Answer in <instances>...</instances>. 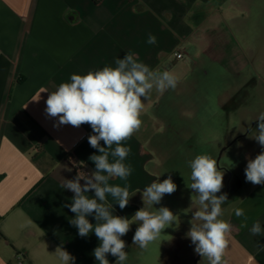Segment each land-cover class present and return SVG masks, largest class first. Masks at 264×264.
<instances>
[{
    "label": "crops",
    "instance_id": "1",
    "mask_svg": "<svg viewBox=\"0 0 264 264\" xmlns=\"http://www.w3.org/2000/svg\"><path fill=\"white\" fill-rule=\"evenodd\" d=\"M235 17L234 0H0V264H19L18 256L21 264H60L58 247L72 254L75 264H98L92 253L99 241L94 233L78 235L70 223L75 214L65 207L74 194L63 187L64 179L79 173L77 168L95 170L89 157L99 152L88 142L92 129L88 124L58 125L45 112L50 92L70 82L72 74L115 67L117 58L132 52L138 62L177 78L175 89L160 93L154 87L148 100L141 98L142 127L124 142L131 149L124 163L133 172L127 181L109 180L129 186L124 209L107 197L114 215L131 219L144 207L146 186L158 177L161 182L175 177L170 167L180 160V144L194 150L193 158L209 155L216 161L231 146L244 145L264 112V84L255 75L242 74L251 65L256 68L260 51L252 58L230 55L229 24ZM150 34L156 43H147ZM218 63L225 64L234 82L212 101L208 92L202 93V82L214 80L206 67ZM162 104L164 113H159ZM185 111L209 114L196 122L197 129L210 130L204 147L193 144L194 133L187 132L189 138L167 134L170 124L190 129L174 122L173 114ZM222 207L226 215L221 219L232 225L223 259L227 264H264V185L244 178L236 197ZM236 208L244 209L247 227H240L243 218L235 215ZM88 219L96 223L94 216ZM256 221L259 235L250 231ZM137 227L133 223L122 237L127 253L137 247L132 241ZM107 258L115 264V257Z\"/></svg>",
    "mask_w": 264,
    "mask_h": 264
},
{
    "label": "clouds",
    "instance_id": "2",
    "mask_svg": "<svg viewBox=\"0 0 264 264\" xmlns=\"http://www.w3.org/2000/svg\"><path fill=\"white\" fill-rule=\"evenodd\" d=\"M147 43H156V37L150 34ZM176 86L177 78L172 72L153 70L138 62L134 53L128 52L122 59L115 60V67L104 66L83 75L72 74L70 82L61 83L45 101L46 114L56 118L58 125L79 128L88 124L92 129L88 142L99 152L89 157L95 170L91 174L80 172L73 179H64L63 187L74 194L72 202L65 205L75 214L70 223L78 229L80 237L94 233L99 241L92 253L98 264H109V254L116 258L115 264H127V245L122 237L131 230L133 223L138 227L132 241L141 250H146L162 230L176 224L177 215L168 207H153L160 204L166 194L176 191L177 186L170 175L162 182L158 177L142 190L144 207L131 219L114 215L113 205L106 203L109 195L120 209L129 203V186L111 185L109 180L127 181L133 172L131 165L124 163L131 151L124 142L142 127L140 116L145 103L141 98L148 100L154 87L163 93ZM256 121L255 133L249 138L258 142L262 151L254 159L247 158L244 172L246 182L264 185V112ZM101 141L105 146H101ZM109 157L113 158L111 162ZM187 163L191 170V184L187 187L197 194L195 201L192 196V203L197 202L199 207L193 213L186 236L195 246L194 252L206 258L208 264H227L223 257L229 246L227 237L232 225L221 219L227 194L217 195L223 188L224 173L218 170L217 161L209 155H197ZM89 192L94 195H87ZM235 215L243 218L240 227L248 226L244 209L236 208ZM89 216H94L95 224L89 221ZM250 231L253 235L261 234L260 222H254ZM55 255L60 264H75L76 258L63 247H58Z\"/></svg>",
    "mask_w": 264,
    "mask_h": 264
},
{
    "label": "rangeland",
    "instance_id": "3",
    "mask_svg": "<svg viewBox=\"0 0 264 264\" xmlns=\"http://www.w3.org/2000/svg\"><path fill=\"white\" fill-rule=\"evenodd\" d=\"M224 7H226V5ZM234 12L236 13V17L233 21H230L229 25L231 28L228 33L232 46L230 55L233 56V58L236 57V59L239 57L252 58L254 56L253 52L260 51V55L254 60L256 68L251 65L246 70H243L242 74L255 75L260 84H264V0H234ZM248 47L257 49L251 48L252 50H250ZM250 51H252V53ZM261 61L263 62L262 66L258 65ZM206 71H208L209 74L211 73V75L215 77L214 80L217 81H210V79L206 78V80L202 82V93L208 92V96H210L213 101L215 100L216 93L219 94L221 90L225 89L234 81L230 76L231 73H226L228 71L223 63L206 67ZM262 88L260 106L264 104V87ZM253 105L254 103L251 107H253ZM163 109L164 104L161 105L159 113L163 112ZM163 113L162 115H165ZM208 115V113L196 114L192 111L173 114L176 118L174 122H179L187 127L190 126V129L187 130L185 128V130H179L174 128L175 125L173 126V124H170L173 128H170L167 134L174 137L179 133L189 138L191 137L189 135L194 133L192 139L193 144L200 142V146L204 147L205 134H209L210 130L208 127L197 129L196 126L198 124L196 122L198 116L203 118L208 117ZM187 132L191 133L188 134ZM254 133L255 128L251 129L247 138L244 139V145L240 148L238 147L240 150L235 145L227 149L220 159L219 166H217L218 170L224 173L223 188L218 195L227 192L228 188L231 190L227 197L228 200L236 197L237 191L245 178L244 170L247 165V158L254 159L255 156L262 151L258 142L249 138L250 135ZM234 138H236V134ZM172 146L173 145H171V147ZM177 147H179V154L181 155L180 160L175 163V167H170V169L174 171L175 177H173L172 180L176 184L177 189L173 194H166L163 197L162 205H153L156 209L162 206L168 207L177 215L176 224L162 230L161 235L155 241L151 242L146 250H141L138 247L132 249V251L129 250L127 264H193L197 256L194 252L195 246L191 243L190 238L186 236L191 227L190 221L193 218V213L199 207L197 202L192 203V196L195 201L197 194L193 193L192 190L187 187L191 184V170L187 162L194 159V150H191L190 146L186 144H180V146ZM226 171L229 173V178ZM233 174H235V176L232 179ZM227 180L228 184L226 182ZM198 264H208V262L206 258L201 257Z\"/></svg>",
    "mask_w": 264,
    "mask_h": 264
},
{
    "label": "built area",
    "instance_id": "4",
    "mask_svg": "<svg viewBox=\"0 0 264 264\" xmlns=\"http://www.w3.org/2000/svg\"><path fill=\"white\" fill-rule=\"evenodd\" d=\"M177 58L178 59H181L182 58V54H177ZM77 172H79V173L81 172V174H83V173H85V174H91L90 170L87 169V168H77ZM17 262L19 264H21V262H22V256H18L17 257Z\"/></svg>",
    "mask_w": 264,
    "mask_h": 264
},
{
    "label": "water",
    "instance_id": "5",
    "mask_svg": "<svg viewBox=\"0 0 264 264\" xmlns=\"http://www.w3.org/2000/svg\"><path fill=\"white\" fill-rule=\"evenodd\" d=\"M220 158H221V154L219 155V158H218V160H217V164H218V166H219ZM228 190H229V189L227 188V192H228ZM200 259H201V256H199V255L197 254V256H196V258H195L193 264H198V262L200 261Z\"/></svg>",
    "mask_w": 264,
    "mask_h": 264
}]
</instances>
